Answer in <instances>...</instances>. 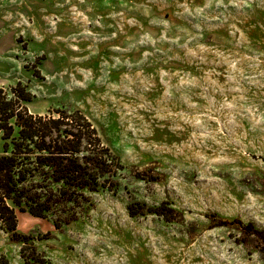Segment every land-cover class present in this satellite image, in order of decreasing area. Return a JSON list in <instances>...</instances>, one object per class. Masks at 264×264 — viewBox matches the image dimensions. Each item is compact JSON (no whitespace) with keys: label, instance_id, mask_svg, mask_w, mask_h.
<instances>
[{"label":"rangeland","instance_id":"1","mask_svg":"<svg viewBox=\"0 0 264 264\" xmlns=\"http://www.w3.org/2000/svg\"><path fill=\"white\" fill-rule=\"evenodd\" d=\"M18 84L124 166L116 192L18 214L46 262L264 264V0H0V88ZM18 238L0 228L9 264Z\"/></svg>","mask_w":264,"mask_h":264},{"label":"trees","instance_id":"2","mask_svg":"<svg viewBox=\"0 0 264 264\" xmlns=\"http://www.w3.org/2000/svg\"><path fill=\"white\" fill-rule=\"evenodd\" d=\"M9 91L0 88V228L19 237L24 264H49L32 237L16 234L18 214L47 218L61 202H77L85 191L116 192L124 166L80 111L35 115L25 106L32 94L24 86ZM261 239L264 254L263 234ZM0 264L9 262L0 257Z\"/></svg>","mask_w":264,"mask_h":264}]
</instances>
